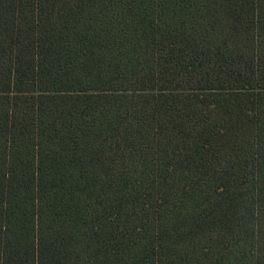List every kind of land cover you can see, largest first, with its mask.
Here are the masks:
<instances>
[{"label":"trees","instance_id":"16d2710c","mask_svg":"<svg viewBox=\"0 0 264 264\" xmlns=\"http://www.w3.org/2000/svg\"><path fill=\"white\" fill-rule=\"evenodd\" d=\"M0 264H264V0H0Z\"/></svg>","mask_w":264,"mask_h":264}]
</instances>
